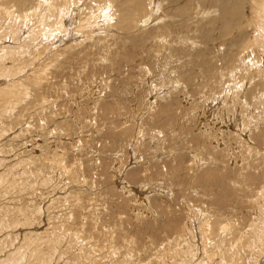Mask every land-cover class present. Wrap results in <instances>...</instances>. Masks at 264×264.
Listing matches in <instances>:
<instances>
[{"label":"rangeland","instance_id":"obj_1","mask_svg":"<svg viewBox=\"0 0 264 264\" xmlns=\"http://www.w3.org/2000/svg\"><path fill=\"white\" fill-rule=\"evenodd\" d=\"M226 1L0 0V264H264V7Z\"/></svg>","mask_w":264,"mask_h":264},{"label":"bare ground","instance_id":"obj_2","mask_svg":"<svg viewBox=\"0 0 264 264\" xmlns=\"http://www.w3.org/2000/svg\"><path fill=\"white\" fill-rule=\"evenodd\" d=\"M74 1V0H73ZM239 1V2H238ZM238 1H235L236 3H234L233 4V6H230L229 4H228V2L226 1L225 3H224V9H225V12H231L232 14H234V13H237V9H239V7H240V5L242 4L241 3V0H238ZM22 2H24V0H22ZM48 2V1H47ZM50 2V1H49ZM54 2V1H53ZM61 2V1H60ZM59 2V3H60ZM42 3V2H41ZM63 3V2H62ZM249 3L250 4H252L253 6H252V8H253V12L255 13V16L256 17H259V19H261V15L264 13L263 11H262V8L264 7V5H263V3H264V1L263 0H249ZM48 4H50V3H48ZM52 4V3H51ZM66 4V3H65ZM72 4V3H71ZM74 4V3H73ZM249 4V5H250ZM37 5H39V4H37ZM41 6H42V4H41ZM40 6V7H41ZM49 6V5H48ZM96 6V5H95ZM251 6V5H250ZM39 7V6H38ZM46 7H47V5H46ZM107 7V6H106ZM49 8V7H48ZM70 8V7H69ZM102 8V7H101ZM34 9V8H33ZM43 9V8H42ZM54 9H55V6H54V4H52L51 6H50V9H49V13L46 15V17H45V20H47V22L49 21L50 22V24H49V27H50V29H57V28H59L60 30H61V28L64 26V24H66V22H67V19L68 18H66V16H65V20H62V17H60L61 15H59L58 14V11H57V14L55 13V11H54ZM59 9V8H58ZM68 9V8H67ZM99 9V8H98ZM11 10V9H10ZM46 10V9H45ZM251 10V9H250ZM249 10V11H250ZM36 11V10H35ZM34 11V12H35ZM66 11V10H65ZM64 11V12H65ZM68 11V10H67ZM105 11V10H104ZM103 11V12H104ZM3 12V11H2ZM5 12V11H4ZM44 12V11H43ZM47 12V11H46ZM91 12V11H90ZM89 12V13H90ZM107 12V11H106ZM252 12V13H253ZM263 12V13H262ZM32 13V12H31ZM36 13V12H35ZM41 13V12H40ZM7 14V13H6ZM12 14H13V12H12ZM11 14V15H12ZM56 14V17H54V19L52 18L51 19V17L52 16H54ZM64 14H67V12L66 13H64ZM69 14V13H68ZM43 15V14H42ZM70 15V14H69ZM90 15H92V14H90ZM15 16V15H14ZM17 16V15H16ZM15 16V17H16ZM22 16H24V15H22ZM37 16V15H36ZM48 16V17H47ZM252 16V15H251ZM263 16V15H262ZM25 17V16H24ZM29 17V16H28ZM39 17H40V15H39ZM254 17V16H253ZM264 17V16H263ZM262 17V18H263ZM44 18V17H43ZM84 18V17H83ZM86 18V17H85ZM89 18H90V16H89ZM92 18H94L93 16H92ZM17 19H18V17H17ZM59 19V20H58ZM88 19V18H87ZM84 20V19H83ZM253 20V19H252ZM263 20V19H262ZM262 20H260V22L262 21ZM12 21V20H11ZM16 21V20H15ZM256 20H254V22H255ZM44 22V21H43ZM147 22V21H146ZM259 22V23H260ZM15 23V22H14ZM46 23V22H45ZM253 23V22H252ZM257 23V22H256ZM258 23V24H259ZM89 25V24H88ZM145 25V24H144ZM12 26V25H11ZM15 26H16V24H15ZM48 26V25H47ZM261 26H262V23H261ZM264 26V25H263ZM48 27V28H49ZM44 28V27H43ZM47 29V28H46ZM45 30V29H44ZM31 32H33V31H31ZM43 32V31H42ZM263 32V31H262ZM32 34V33H31ZM43 35V34H42ZM42 37V36H41ZM43 37H44V35H43ZM249 43V42H248ZM250 45V44H249ZM4 68V67H3ZM2 70V68H0V71ZM3 71H4V69H3ZM1 74H3V73H1L0 72V75ZM8 77V76H7ZM6 94V93H5ZM3 96V95H2ZM233 128V127H232ZM1 181V180H0ZM1 183H2V181H1ZM2 228V227H1ZM211 231V230H210ZM261 231V230H260ZM264 232L262 233V236H258L257 238H256V240L254 241V243H259V242H261L262 243V246L264 245L263 244V242H264ZM254 237V236H253ZM26 243V242H25ZM24 243V244H25ZM253 243V244H254ZM260 243V244H261ZM32 244H34L33 242H30L29 244H26V246H30V245H32ZM251 246V245H250ZM259 246V245H258ZM264 247V246H263ZM251 248V247H250ZM21 248H19V250H20ZM22 249H24L23 247H22ZM0 250H1V248H0ZM25 250V249H24ZM23 250V251H24ZM18 251V250H17ZM16 250L10 255V256H7L5 259H4V261H2V263L1 264H15L17 261H19V257H20V255H19V253L17 252ZM190 251V250H189ZM15 252H17V253H15ZM34 252V251H33ZM185 252V251H184ZM2 253V252H1ZM23 253L24 252H21L20 254H22V256H23ZM32 255V254H31ZM187 256H188V254H187ZM24 257V256H23ZM260 257H261V259L259 260V263H261V262H263L264 261V248H261L260 249ZM22 258V257H21ZM23 259V258H22ZM24 259H26V257L24 258ZM29 259H30V257H29ZM33 259V258H32ZM257 259V258H256ZM6 260V261H5ZM36 259H34V263H29V264H43L42 262H36L35 261ZM16 261V262H15ZM188 261V260H187ZM6 262V263H5ZM21 262V261H20ZM20 262H19V264H20ZM183 262V261H182ZM184 263V262H183ZM264 263V262H263ZM17 264H18V262H17Z\"/></svg>","mask_w":264,"mask_h":264}]
</instances>
